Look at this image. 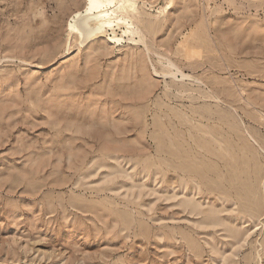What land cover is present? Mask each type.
Masks as SVG:
<instances>
[{
	"label": "rangeland",
	"instance_id": "1",
	"mask_svg": "<svg viewBox=\"0 0 264 264\" xmlns=\"http://www.w3.org/2000/svg\"><path fill=\"white\" fill-rule=\"evenodd\" d=\"M119 1L0 0V264H264V0Z\"/></svg>",
	"mask_w": 264,
	"mask_h": 264
},
{
	"label": "bare ground",
	"instance_id": "2",
	"mask_svg": "<svg viewBox=\"0 0 264 264\" xmlns=\"http://www.w3.org/2000/svg\"><path fill=\"white\" fill-rule=\"evenodd\" d=\"M91 1L93 3V7L89 11L83 10L76 15L70 27L71 31H76L80 36H82V40L101 36L106 37L108 31L112 30V34L109 37L112 42L118 43L123 39V37L127 36L129 40H132L133 42L135 41L145 44L146 38L143 31L136 29L133 19L125 15L126 13H135L137 10L135 6L127 8L123 5H119V0H106L111 7L109 9L100 0ZM114 8L119 9L120 12H114ZM67 50L69 53L70 49ZM169 64L173 66L172 63ZM155 73L163 76L171 75L175 78H178V76H180L179 74H181L182 78L196 79L192 75L186 74L177 66L168 72H158L155 69Z\"/></svg>",
	"mask_w": 264,
	"mask_h": 264
}]
</instances>
